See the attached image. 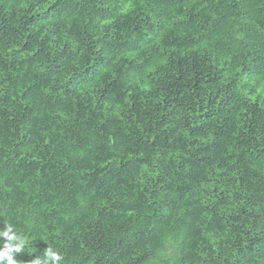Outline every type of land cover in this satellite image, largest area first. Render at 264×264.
<instances>
[{"label": "trees", "instance_id": "obj_1", "mask_svg": "<svg viewBox=\"0 0 264 264\" xmlns=\"http://www.w3.org/2000/svg\"><path fill=\"white\" fill-rule=\"evenodd\" d=\"M60 264H264V0H0V229Z\"/></svg>", "mask_w": 264, "mask_h": 264}, {"label": "clouds", "instance_id": "obj_2", "mask_svg": "<svg viewBox=\"0 0 264 264\" xmlns=\"http://www.w3.org/2000/svg\"><path fill=\"white\" fill-rule=\"evenodd\" d=\"M27 241L7 224L0 229V264H19L16 255L24 251ZM62 256L52 247H46L43 257L33 259L32 264H60Z\"/></svg>", "mask_w": 264, "mask_h": 264}]
</instances>
